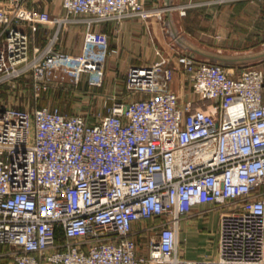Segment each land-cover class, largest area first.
I'll list each match as a JSON object with an SVG mask.
<instances>
[{
    "label": "built area",
    "instance_id": "built-area-1",
    "mask_svg": "<svg viewBox=\"0 0 264 264\" xmlns=\"http://www.w3.org/2000/svg\"><path fill=\"white\" fill-rule=\"evenodd\" d=\"M29 1L0 0V85L23 82L35 96L59 57L58 32L34 42L41 26L175 8L62 0L60 16ZM178 70L185 98L172 88ZM126 87L144 95L92 119L0 105V264H264V69L236 74L179 54L130 67ZM214 210L215 254L186 257L182 221Z\"/></svg>",
    "mask_w": 264,
    "mask_h": 264
},
{
    "label": "crops",
    "instance_id": "crops-1",
    "mask_svg": "<svg viewBox=\"0 0 264 264\" xmlns=\"http://www.w3.org/2000/svg\"><path fill=\"white\" fill-rule=\"evenodd\" d=\"M36 1L41 10L65 14L62 0ZM166 1L152 0L151 5H166ZM171 4L175 8L166 12L165 19H75L61 27L41 26L35 36L36 44H46L57 32L59 37V57L50 61L49 86L41 91L49 92L47 105L43 106L76 113L65 108L72 109L77 96L84 97L80 102L88 103V113H92L88 118L92 119L98 112H108L116 101H129L126 78L130 67L151 64L162 57L188 54L220 63L236 74L245 67L264 66V58L241 61L250 53L264 51V0H171ZM33 6L30 0L27 7ZM28 32L32 35L29 29ZM172 88L183 98L188 96V83L179 70ZM190 221H182L181 237L189 240L184 249L186 257L198 258L206 251L209 230L203 233L202 227L197 228L198 233L192 232ZM141 225L135 223L136 228Z\"/></svg>",
    "mask_w": 264,
    "mask_h": 264
},
{
    "label": "rangeland",
    "instance_id": "rangeland-1",
    "mask_svg": "<svg viewBox=\"0 0 264 264\" xmlns=\"http://www.w3.org/2000/svg\"><path fill=\"white\" fill-rule=\"evenodd\" d=\"M162 3H163V1H162ZM158 6L161 8L167 7L166 5H160V4ZM165 14H166V12L163 13L162 19H165V16H164ZM53 15H55V14H53ZM262 47H263L262 45L259 46V48H262ZM253 67H255V66H253ZM257 68H260V67H257ZM17 84H18L17 87L9 85V84L0 85V105H11L15 108H20V109L33 108L36 105H39V106L47 105L46 99L41 98L42 96L40 97L42 92H40L39 96H35L34 92L32 91V88H29V85L25 86L23 82H18ZM129 95H130L129 99H135L137 97H140L139 95H144V94L143 93H129ZM82 99H84V97L82 98L80 96H77V99H76L77 103L75 104V106H73L72 109H68L67 107L65 109L69 110L71 112L73 111L76 113H82V114L86 115L87 117L91 116L92 113L91 112L88 113L89 110L87 109L88 103L85 104L82 101L80 102V100H82ZM49 102H50V100H49ZM54 102H56V99L52 103L54 104ZM104 110H106V109H104ZM104 113H107V111ZM201 208L202 209L196 208V211H201L205 207L202 206ZM219 216H220V211L214 210V211L207 213L205 218H201V219L190 218V220L192 222L190 221L191 226L189 227V230H191L192 232L195 231L198 233L197 228L202 229V227L205 228L203 230V233H206L209 230L207 235L205 234L206 235V244L204 246V249L206 251L202 252V255H200L199 257H205L208 255L211 256V255L215 254V251L217 248V240H218L217 228H218V223H219ZM197 221H199V223ZM212 224H215L214 227H212ZM143 225L147 226L144 223H143ZM183 231H184V229H183ZM189 233H187V234L189 235ZM150 234H151V232L148 231V232L143 233V235H137V241L139 243L140 252H142V253H147V251H148L147 245L149 243ZM182 239H183V237H182ZM183 240L185 241V238ZM188 244H189V240H186V242L184 243V245H185L184 249L187 248Z\"/></svg>",
    "mask_w": 264,
    "mask_h": 264
},
{
    "label": "water",
    "instance_id": "water-1",
    "mask_svg": "<svg viewBox=\"0 0 264 264\" xmlns=\"http://www.w3.org/2000/svg\"><path fill=\"white\" fill-rule=\"evenodd\" d=\"M166 6H172L171 0L166 1ZM259 58L260 59L264 58V51L250 53L247 57L241 58V61H246L249 59H259Z\"/></svg>",
    "mask_w": 264,
    "mask_h": 264
},
{
    "label": "trees",
    "instance_id": "trees-1",
    "mask_svg": "<svg viewBox=\"0 0 264 264\" xmlns=\"http://www.w3.org/2000/svg\"><path fill=\"white\" fill-rule=\"evenodd\" d=\"M264 69V66L260 67ZM42 96V97H41ZM44 96V97H43ZM41 98H45L46 101L49 99V92L48 91H43L42 94L40 95ZM43 106V105H41Z\"/></svg>",
    "mask_w": 264,
    "mask_h": 264
},
{
    "label": "bare ground",
    "instance_id": "bare-ground-1",
    "mask_svg": "<svg viewBox=\"0 0 264 264\" xmlns=\"http://www.w3.org/2000/svg\"><path fill=\"white\" fill-rule=\"evenodd\" d=\"M160 10L156 11V12H159Z\"/></svg>",
    "mask_w": 264,
    "mask_h": 264
}]
</instances>
